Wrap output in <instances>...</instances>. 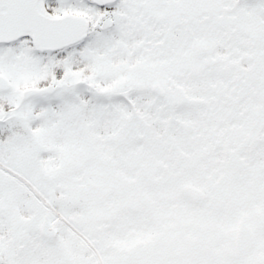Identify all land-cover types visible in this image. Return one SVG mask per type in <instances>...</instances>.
<instances>
[{"label":"snow or ice","instance_id":"1","mask_svg":"<svg viewBox=\"0 0 264 264\" xmlns=\"http://www.w3.org/2000/svg\"><path fill=\"white\" fill-rule=\"evenodd\" d=\"M0 264H264V0H0Z\"/></svg>","mask_w":264,"mask_h":264}]
</instances>
